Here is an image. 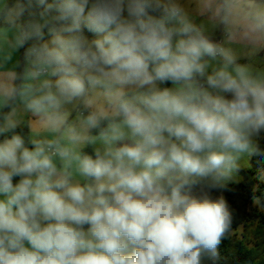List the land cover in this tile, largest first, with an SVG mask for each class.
Masks as SVG:
<instances>
[{
    "label": "clouds",
    "instance_id": "obj_1",
    "mask_svg": "<svg viewBox=\"0 0 264 264\" xmlns=\"http://www.w3.org/2000/svg\"><path fill=\"white\" fill-rule=\"evenodd\" d=\"M261 52L264 0H0V264L218 260Z\"/></svg>",
    "mask_w": 264,
    "mask_h": 264
},
{
    "label": "trees",
    "instance_id": "obj_2",
    "mask_svg": "<svg viewBox=\"0 0 264 264\" xmlns=\"http://www.w3.org/2000/svg\"><path fill=\"white\" fill-rule=\"evenodd\" d=\"M85 33L91 34L87 30ZM20 52L23 53V49ZM168 85L166 83L161 87ZM260 143L264 147V141ZM86 151L91 154L90 149ZM251 165L249 170H240L243 175L241 182L229 183L224 189L206 190L212 198L223 197L226 200L233 218L229 233L218 246L219 259L212 261L205 258L203 264H264V212L254 206L252 201L253 195L264 198V180L260 179L264 156L251 155ZM251 222L255 223L253 236L250 237L244 231L237 236V228L242 226L244 230Z\"/></svg>",
    "mask_w": 264,
    "mask_h": 264
},
{
    "label": "rangeland",
    "instance_id": "obj_3",
    "mask_svg": "<svg viewBox=\"0 0 264 264\" xmlns=\"http://www.w3.org/2000/svg\"><path fill=\"white\" fill-rule=\"evenodd\" d=\"M181 3H184L185 5H187V0H181ZM219 34H220V31L219 30L213 31L212 32L213 39L216 40V38L219 36ZM85 35L89 39L93 38V35L92 34L85 33ZM221 39H222V37H221ZM19 55H20V53L18 54L17 58H19ZM257 59L258 60H264V52L259 53L258 56H257ZM239 62L246 63L247 60L244 59V58H242ZM171 86L172 85L169 83V85L167 87H171ZM262 137H264V133H263ZM262 140L264 141V139H262ZM251 168H252V165H251V156H248V157L243 158L241 160V167L236 171V173L234 174V178L229 183H234L235 184V183L241 182L243 180V175H242V173H241L240 170L241 169L249 170ZM261 175H264V169L261 171ZM254 228H255V223L254 222H251L250 224L246 225V227L244 228V230H243V227L242 226H239L237 228V230H236V234H237V236H239L244 231L245 233H248L250 237H252L253 236V230H254Z\"/></svg>",
    "mask_w": 264,
    "mask_h": 264
},
{
    "label": "built area",
    "instance_id": "obj_4",
    "mask_svg": "<svg viewBox=\"0 0 264 264\" xmlns=\"http://www.w3.org/2000/svg\"><path fill=\"white\" fill-rule=\"evenodd\" d=\"M221 37H222V34L220 32L219 36L216 38V41H220Z\"/></svg>",
    "mask_w": 264,
    "mask_h": 264
},
{
    "label": "water",
    "instance_id": "obj_5",
    "mask_svg": "<svg viewBox=\"0 0 264 264\" xmlns=\"http://www.w3.org/2000/svg\"><path fill=\"white\" fill-rule=\"evenodd\" d=\"M23 55V53L22 52H20V55H19V57H21Z\"/></svg>",
    "mask_w": 264,
    "mask_h": 264
},
{
    "label": "crops",
    "instance_id": "obj_6",
    "mask_svg": "<svg viewBox=\"0 0 264 264\" xmlns=\"http://www.w3.org/2000/svg\"><path fill=\"white\" fill-rule=\"evenodd\" d=\"M19 53H20V52H19ZM19 53H17V56H18Z\"/></svg>",
    "mask_w": 264,
    "mask_h": 264
}]
</instances>
